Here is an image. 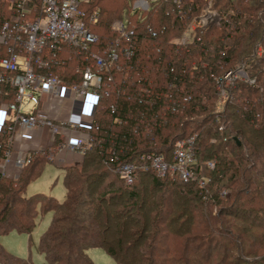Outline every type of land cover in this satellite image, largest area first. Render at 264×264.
Segmentation results:
<instances>
[{
	"label": "trees",
	"instance_id": "16d2710c",
	"mask_svg": "<svg viewBox=\"0 0 264 264\" xmlns=\"http://www.w3.org/2000/svg\"><path fill=\"white\" fill-rule=\"evenodd\" d=\"M32 1L24 5L31 12L27 19L41 15V1L37 9ZM180 1V9L171 0H158L151 4L149 11L140 13L132 10L135 0H123L120 21H126L137 36L131 61L122 60V65L130 71L125 70L115 78L114 93L104 97L96 108L94 125L88 132L95 145L85 155L80 168L64 171L66 196L63 203L40 194L26 198L23 193L31 178H23L24 174L17 180L0 179V235L11 231L31 235L36 228V207L41 205L45 213L54 214L50 228L37 246L47 264H95L89 256L95 249L105 251L115 264H127L118 255L129 242L123 237L108 240L105 229H101L107 227L112 214L119 218L126 211L139 208L135 201L112 211L119 199L137 200L142 188L139 189L137 179L132 187H127L118 175L117 181L123 183L114 192L105 188L97 190L95 184L111 174L108 168L114 170L122 164L139 161L143 155L160 154L168 163H173L171 151L178 143L196 136L197 162L193 172L197 181H206L204 187L199 183L185 184L176 175L162 179L149 174L155 189H163L165 183L171 188L181 186L189 197V206L165 223L159 219L152 234L145 236L150 239L147 249L155 250L158 234L165 230L171 234L161 249L162 254H155L148 264L264 263V257L258 261L246 260L264 249V54L259 53L264 48V0ZM21 3L23 0H0V30L12 17L22 16L17 8ZM115 3L113 0H85L81 4L86 27L96 33L98 43L88 52L68 45L52 53L46 52L44 58L57 66L51 67L50 74L63 75L65 85L76 84L80 80L77 69H85L89 65L87 59L114 47L118 40L114 38L118 35L112 26L120 10ZM206 9L217 10L219 25L194 32L192 40L180 46L178 40L183 29ZM104 16L108 18L106 22L101 21ZM93 17L97 19L95 23L91 21ZM98 30L101 33L96 32ZM170 32L175 37H169ZM9 44L13 43L0 44V60L8 55V48L12 46ZM124 47L122 43L120 49ZM193 54H197L196 57ZM203 63H208V67ZM236 65H244L248 79L255 84L236 80L229 89L230 98L225 108L236 106L235 118L250 126L252 133L235 125L231 120L235 115L231 112L218 124L224 115L215 112L217 89L213 84L215 80L223 84L224 75ZM234 92L240 95L238 99L242 104L233 102ZM185 97L190 98L186 101L189 105L183 103ZM12 99L13 90L7 87L0 95V104ZM5 145L6 137H1L0 155L6 150ZM207 160H216L213 170L205 167ZM46 161L39 158L36 162ZM224 192L228 195L222 198ZM224 204H229L226 209L229 214L246 219L232 225L221 218ZM18 205L23 207L20 209ZM160 205L154 204L152 211ZM90 206L92 208L87 209ZM211 206L218 211L209 210ZM203 208H208V213L198 214ZM172 213L170 210V215ZM177 217L178 220L186 218L183 223H191L190 231L183 237L172 234ZM151 220L141 219L144 233L149 232L147 227ZM247 224L263 228V232H251L252 227ZM95 227L99 230H93ZM232 245L237 247L235 255H232ZM0 264L32 263L12 255L0 245Z\"/></svg>",
	"mask_w": 264,
	"mask_h": 264
},
{
	"label": "built area",
	"instance_id": "2783aa9c",
	"mask_svg": "<svg viewBox=\"0 0 264 264\" xmlns=\"http://www.w3.org/2000/svg\"><path fill=\"white\" fill-rule=\"evenodd\" d=\"M84 1L41 0V15L27 19L31 12L24 5L33 1L23 0L17 6L22 16L12 17L0 30V44L13 41L8 55L0 60V95L7 87L13 90L12 101L0 104L3 115L0 138L6 137V150L0 155V179H14L15 172L21 173L39 158L62 169L74 168L76 164L71 161L72 157H83L93 148V139L88 132L94 125V112L100 101L109 96L107 88L113 84L115 87V78L125 71L121 61H131L135 30L126 21L114 23L112 30L125 47L120 49L121 43L117 41L113 48L93 55L92 59H87L89 65L85 69H77L78 83L63 84L58 76L50 74V61L44 58V54L58 51L62 45L88 52L98 43V37L87 29L84 22L81 10ZM156 1L135 0L132 10L147 12ZM171 1L180 9V0ZM182 14L181 21L184 20ZM96 20V17L91 19L94 23ZM219 22V14L206 9L190 29L193 33L205 31ZM239 71L225 77L229 84L226 86L223 82L222 85L227 94L236 80L252 85L253 81L246 74L239 75ZM93 99L96 105L88 113L91 115L88 119L83 112ZM78 104L84 107L79 114L84 117L79 120L76 118ZM25 105L32 106L33 110L24 112ZM174 152L173 163H168L163 155L150 154L114 170L127 187H132L138 174L144 171H151L160 178L172 171L180 181L187 183L196 177L193 172L196 157L191 140L178 143ZM200 182L199 185L204 187L206 181Z\"/></svg>",
	"mask_w": 264,
	"mask_h": 264
},
{
	"label": "rangeland",
	"instance_id": "374dc122",
	"mask_svg": "<svg viewBox=\"0 0 264 264\" xmlns=\"http://www.w3.org/2000/svg\"><path fill=\"white\" fill-rule=\"evenodd\" d=\"M8 1H11V0H8ZM40 1L41 0H34L33 7L35 9H37V7L40 5L39 4ZM115 2H117V7H119L120 10L117 14L118 17L116 16L117 18L113 20V22L116 20L114 23L121 22L120 21L121 20L120 12L122 10L123 0H113V4H116ZM120 2H121V4H120ZM111 5H112V3H111ZM214 12L217 13V10ZM102 17H101V21L106 22V20L108 18L105 16H104V18H102ZM158 17H161V16H158ZM117 19H119V20H117ZM170 20H173V18H171ZM190 28H191V25H188L185 30L183 29L182 36H181L180 40H178V44L180 46L185 45L184 42H187L188 39L193 38L194 33L191 31ZM96 32L101 33V30L100 31L98 30ZM94 35H96V33ZM135 36H137L136 31H135ZM168 36L169 37H172V36L175 37L174 35H172V32H170ZM114 39L117 40L118 36ZM119 41L121 44L123 43V41H121V40H119ZM12 42L13 41H11V40L9 41V43H12ZM10 45H12V44H9V46ZM159 52H161V50L157 51L158 54H159ZM259 53H260V55L263 56L264 48H262V50H260ZM196 55L197 54H193V57H196ZM192 61H193V58H192L191 62ZM218 63H220V62H218ZM121 64H122V61H121L120 65ZM203 64L206 65V67H208V63H203ZM50 65H51V67H53L54 65L56 66V64H54L51 61H50ZM236 66H237L236 68H234V69L232 68L233 70L228 71L224 75V81L223 82L226 86L229 84V82H227L226 79L229 78L231 73H233V72L236 73V70H238V71L240 70L239 72H241V73H238L239 75L240 74H243V75L246 74L244 65H239V66L236 65ZM224 67H225V65H224ZM233 67H235V66H233ZM58 68H60V66H58ZM124 68H125V70L130 71L129 69H126V67H123V69ZM220 70H222V69H220ZM219 72H222V71H219ZM62 76L61 75L58 76L60 78L61 82H63ZM118 76L119 75H117V77ZM216 77H218V76H216ZM225 77H227V78H225ZM230 79L232 80V78H230ZM221 83L219 84V82L215 80V83L213 84V85H215V87L217 89V93H216L217 100L215 101V112L219 113V114L222 113V115H224L221 118H219L218 124L223 120L222 119L223 117L224 118L226 117L227 112H231L232 114L235 115L233 118H231V120H234L235 125L236 124L240 125L243 128H245L251 132L252 128H250V126L246 125L244 122H242V120H238L235 118L236 117V106L234 107V109H231V108H233L232 106L228 107L227 109L225 108V104L228 101V99L230 98V96H229L230 94L226 93L225 86L222 85ZM251 84L254 85L255 82L253 81V83H251ZM233 85H234V83H233ZM114 89H115V87L113 84L112 86L107 88L106 94L111 95L112 93H114ZM233 95L236 96V98H232V99H234L233 102H235L237 104L238 103L242 104V101L240 102V99H238V98H240V95H236V92H234ZM254 96L256 97V95H254ZM170 98L172 99V97H170ZM241 98H242V96H241ZM187 99H190V98L185 97V99L183 100V103H187L189 101ZM172 100H170V102ZM93 101H94V99L90 102V104H88V106L86 105L85 112H83L84 113L83 115H86V117L88 119H90L89 118L90 114H88V113L91 112V109L94 110V107H95L94 105H96V101H94V102ZM185 105H189V104L187 103ZM81 109H84V107H82V105L78 104L76 106V113L78 114V115H76L77 120L84 117L82 115H79V114H81ZM31 110H33L32 106L29 107V106L25 105L23 108V111L27 112V113L30 112ZM177 114H178V112H177ZM94 116H95V112H94ZM204 126H207V127L209 126V128L211 127L210 124H205ZM220 129H223V127L221 126ZM85 133H86V131H85ZM209 136H211L210 133H209ZM195 137L196 136L189 139V140H191L193 147H195L194 146ZM92 139H93L92 140L93 142H91V143H93V145H95L96 142L94 141V138H92ZM174 151H171V155H173V156L175 155ZM84 157L85 156H83V157L82 156L72 157L71 161L76 164V167H74V168H80V166H82ZM37 160L38 159H36V161ZM46 162H43V163L34 162L32 165L27 167L25 169V171H23L21 173L15 172L13 177H14V179L17 180L18 178H20L21 174L22 175L24 174L22 176L23 178L26 179V176L29 177V179L31 178L30 184L28 185L26 191L23 193V194H25L26 198L40 194V195H44L47 197H53L59 203H63L65 200V196H66V187L64 184V174H65L64 171L72 170L73 168L62 169V168H59L55 163H51L49 161H46ZM135 162H138V161H135ZM195 162H197V161L195 160ZM215 166H216V160H207L206 161V164H205L206 168L213 170L215 168ZM108 169H109V172L111 174H109V175L105 176L104 178H102L101 180H99L94 186L95 189L98 190V189L105 188L108 191L114 192L117 189L121 188L120 183L122 181L121 180H120L121 182L117 181L116 175L119 176V174L116 173L117 171L113 170L112 168H108ZM140 173L144 174V176L142 175V177H141ZM140 173L138 174L137 181H136L139 184L138 185L139 189L142 188V190H140L138 193L139 198L137 200H130L129 198L119 199V200H117V204L115 205V207L112 208V211L114 212L115 210H120L123 207H128L129 205H131L135 201L136 202L138 201L139 208H136L133 210H128L125 212L124 215L119 216V218H114L116 215L112 214L110 216L109 223L107 224V227L101 229V231H103L105 229V231H104L105 237L107 236L106 239H108V240L116 239L118 237H123L126 239V241L129 242V244H127L125 246L126 248L124 249V251H122V252L119 251V255H118L123 261L127 262V264H148V261L149 260L151 261L155 254H159V253L162 254L161 249L164 246H166V244L168 243V241L166 239H168L167 237H169L171 235L169 233L170 231L165 230L163 232V234H161V235L158 234L159 240L157 238L155 250H153V248L147 249L146 244L150 243V239H148V238L145 239V236H147L149 233L152 234L151 232H152V230H154V227L156 226L154 224H157L159 219L164 220L163 222L165 223V222L169 221L171 219V217L172 218L176 217L177 216L176 213L178 211H184L185 209H182L183 207L185 208V207L189 206V204H187L189 197L186 196V194L184 193V190H183V188H181V186L171 188V187H169L170 185L168 183H165V186L163 189H161V190L155 189V188H153L154 183L151 180V177H149V174L155 175V173H152L151 171H149V172L144 171V172H140ZM173 175H174L173 172L169 171L168 174L165 177H163L162 179H167L168 177H172ZM119 178H120V176H119ZM195 178H197V177H194L189 182H187V183L184 182V183L185 184H191V183H197L198 184V183H201L200 182L201 180H203V179H200L199 181H197ZM80 185H81V183H80ZM130 189H132V188H130ZM227 195H228V192H224L222 194V198L226 197ZM154 204L155 205L161 204L159 206L160 210L155 209L152 211V206ZM227 206H229V204L222 205L224 214H221V216H220L221 218H223L227 221H230V223H232V225H239L241 223L240 220H243V218L246 219V217H242V216L236 217L233 214H229V212L226 211ZM17 207L21 209L23 206L18 205ZM90 208H92V206L88 207L87 209H90ZM107 209L109 210V208L106 207V210ZM170 210L173 211V213L171 215H170ZM203 210L204 211H202V209L199 210L198 214L205 215L208 213V208H203ZM209 210L217 212L218 208L211 206V208L209 207ZM36 211L38 213V216L36 218V228L34 229V231L31 235L22 234V233H19L17 231H11L7 235H0V245L7 252L11 253L12 255H14L20 259L27 260V261L31 262L32 264H47L45 257L43 256V254H41L38 251L37 246H38L42 236L50 228L51 222L54 218V214L52 212L45 213L42 210L41 205H38L36 207ZM152 213L153 214L157 213L158 216L157 215L153 216ZM186 216H187V214H186ZM143 217L144 218L146 217L147 219L149 218V220L152 219L151 225L149 224V226L147 227V229H149L148 230L149 232H147V233H144L145 230H144V228L141 227L140 221ZM95 219L96 218H93V221ZM251 219L252 218H249L250 221H251ZM98 220L99 219H96L95 222H99ZM186 220H187L186 218L180 219V220H178V217L176 218V221L173 224V230H172L173 235H180L181 237H183L184 233L190 231L191 223L190 224L183 223ZM101 221H104V219H102ZM213 221H214V219H213ZM168 225H166V226H168ZM247 225L249 226L250 224H247ZM250 227H252V225H250ZM95 228H93V230H97V231L99 230V228H97V227H95ZM258 230H260V232L261 231L263 232V228L260 229L257 226H253L251 228V232H254V231L258 232ZM233 231H235L234 233L236 234L235 228H233ZM130 233L132 236L130 235ZM229 236L231 237L230 234H229ZM155 241H154V243H155ZM213 247L215 248V246H213ZM236 249H237V247L234 248L232 245V255H235L237 253ZM89 256L92 258V260L94 261L95 264H115V262L102 249H95V250L90 251ZM159 256L164 257L163 255H159ZM191 256H192V254L190 255V257ZM263 257H264V249L261 250L259 252V254H256L255 256L246 257V260L258 261V260L262 259Z\"/></svg>",
	"mask_w": 264,
	"mask_h": 264
},
{
	"label": "crops",
	"instance_id": "0c3cea01",
	"mask_svg": "<svg viewBox=\"0 0 264 264\" xmlns=\"http://www.w3.org/2000/svg\"><path fill=\"white\" fill-rule=\"evenodd\" d=\"M112 1V0H111ZM1 108V107H0ZM2 117H3V115H2V113H0V122L2 121ZM59 168H61L60 166H58Z\"/></svg>",
	"mask_w": 264,
	"mask_h": 264
}]
</instances>
